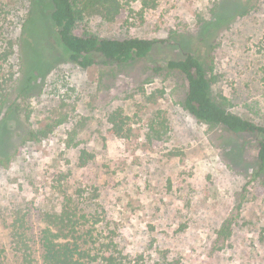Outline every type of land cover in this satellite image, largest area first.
I'll list each match as a JSON object with an SVG mask.
<instances>
[{
    "label": "rangeland",
    "instance_id": "rangeland-1",
    "mask_svg": "<svg viewBox=\"0 0 264 264\" xmlns=\"http://www.w3.org/2000/svg\"><path fill=\"white\" fill-rule=\"evenodd\" d=\"M120 2L122 20L84 12L77 32L168 43L83 69L58 39L53 0H0V158L49 130L0 167L2 264H18L19 240L40 257L42 213L66 195L97 247L114 239L126 264H264V186L247 185L256 137L196 119L185 76L166 67L195 54L214 98L264 126V0ZM115 112L122 135L110 133Z\"/></svg>",
    "mask_w": 264,
    "mask_h": 264
},
{
    "label": "trees",
    "instance_id": "trees-1",
    "mask_svg": "<svg viewBox=\"0 0 264 264\" xmlns=\"http://www.w3.org/2000/svg\"><path fill=\"white\" fill-rule=\"evenodd\" d=\"M53 2L50 20L58 39L70 50L67 53L69 59L83 69L100 63H131L148 57L157 44L168 43L164 39L141 37L120 39L96 34L80 35L77 32L79 20L84 12L98 10L111 23L122 20L125 11L120 0H53ZM3 56L7 59L8 53ZM166 67L185 76L188 90L184 107L196 119L211 127L223 126L236 134L256 137L258 165L247 185L260 180L264 186V126L228 110L214 98L212 79L204 63L195 54L188 53L181 59H169ZM6 106V97L0 95V117ZM11 118L12 115L9 119ZM119 119V113L115 112L111 115V122L114 125L110 131L112 135H122L124 132V121L120 120V122ZM48 132L49 130L46 129L38 132L30 131L28 138L11 155L0 158V167H8L27 140L38 141ZM85 154L87 159L93 157L87 152ZM78 212L79 209L72 195H66L60 210L43 211L46 227L41 231L39 240L41 255L39 258L35 257L29 239L19 240L15 244V248L20 251L18 264H126L114 239L102 243L100 248L97 247L102 242L99 234L94 233L93 227L87 228L82 225ZM0 264H2L1 256Z\"/></svg>",
    "mask_w": 264,
    "mask_h": 264
}]
</instances>
